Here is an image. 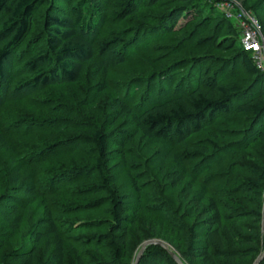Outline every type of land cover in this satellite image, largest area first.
Here are the masks:
<instances>
[{"label":"trees","instance_id":"obj_1","mask_svg":"<svg viewBox=\"0 0 264 264\" xmlns=\"http://www.w3.org/2000/svg\"><path fill=\"white\" fill-rule=\"evenodd\" d=\"M46 1L50 2L0 0V83L8 59L27 36L34 15ZM209 1L216 3L219 0ZM214 3L212 8H215ZM195 4V0H70L66 10H53L51 7L44 14V44L24 59L17 71L9 69L13 77H18L13 85L16 88L14 90H40L77 82L85 63H89L93 71L100 72L104 79L112 62L104 57L99 61L94 59L89 34L96 33L109 20H116L118 23L127 22V19L143 21L148 20V12H144L145 10L155 14L164 11V15H158L161 17L155 29H159L162 40L166 41L179 33L174 31L179 18L187 14ZM243 8L253 15L256 12L255 18L263 16L262 21L258 18L256 20L264 37V0ZM216 13L220 21L215 23L211 34L210 31L207 32L210 22L205 28L201 24L205 20L196 26L190 23L192 29L187 33L188 40H195L197 45H206L215 50H236V60L239 61L243 74L252 79L250 85L226 84L220 76L226 68H221L220 73L211 72L202 74L203 76H200L197 69V74L184 78L181 83L175 82L176 85L151 90L146 103L113 97L107 102V107L114 119H126L129 123V131L114 139L119 146L120 161H125V142L133 140L137 135L145 142L160 145L149 162L162 176L165 184L177 191L179 204L176 214L180 219L162 218L159 227H152L151 233L142 238L147 240L158 237L163 242L170 243L182 264H253L264 249L263 234L259 227L253 224L248 227L242 225V222L246 218L257 222L259 217L261 219L262 212L251 209L242 213L239 208L236 209L238 212L225 215L219 202L211 194L216 193L215 189H209V186L220 174L232 175L236 171L231 167L232 164H224L226 153L247 149L250 144L258 141L264 142V72L256 67L251 53L240 42L237 44L231 40L227 43L219 39L223 36V31L233 33L235 27L222 14ZM197 18V15L192 16V20ZM134 25L142 29V25H137L136 22ZM112 41L125 43V48L130 43L118 38L111 41L104 39L99 43L98 54L103 55ZM182 47L185 48V44ZM179 48L174 46L171 50L174 53ZM123 59L121 57L118 61H124ZM231 111L233 116L252 120L251 127L243 133H231V138H236L237 141L230 146L221 147L220 140L227 138L230 131L218 127L209 129L208 124L215 122L219 114ZM13 116L16 117L14 114ZM233 116L231 117L234 118ZM224 118L227 122L232 121L229 117ZM4 125L0 124V150L8 148ZM203 133L206 134L205 137H201ZM85 140L94 146L97 155L95 168L100 176V183L94 186V191L104 193L110 204L106 219L108 227L99 235L100 240L107 244V252L103 248H95L101 255L108 253L109 260L104 264H132L135 256L131 258L129 246L131 231L135 230L140 234L135 218L141 212L139 202L142 187L129 172L130 189L138 207L132 209L128 216H123L120 198L104 174L108 153L107 135L99 128H94ZM174 147L179 149L175 150ZM168 160L171 163L166 168L164 165ZM190 160L198 162L190 168L187 163ZM246 173L248 177L243 185L240 183L230 189L218 191L246 202L249 199L245 192H250L256 200L261 199L264 192V163L250 164ZM21 176L20 167L12 166L6 178V185L12 192H8L10 195L0 193V215L9 222L12 230H18L21 222L17 202L24 195L37 194L34 187L20 181ZM92 206L86 205L85 211L94 210L95 207ZM35 224V227L29 229L26 245L0 252L1 264H91L81 250L83 246H89L88 243L70 240L68 236L71 229L56 221L50 210L45 209ZM41 241L44 244L40 249ZM2 247L3 243L0 241V250ZM169 251L158 244L147 245L138 264H178ZM259 264H264V257Z\"/></svg>","mask_w":264,"mask_h":264},{"label":"rangeland","instance_id":"obj_2","mask_svg":"<svg viewBox=\"0 0 264 264\" xmlns=\"http://www.w3.org/2000/svg\"><path fill=\"white\" fill-rule=\"evenodd\" d=\"M69 1L50 0L49 3H42L31 21L30 31L4 68V77L0 83V124H5L3 129L8 148L0 150V193L10 195L8 192H12L6 185V178L9 169L17 165L21 169L20 181L34 187L37 194L24 195L17 202L21 215L18 230H12L9 222L0 215V241L3 243L0 252L26 245L29 229L36 226L37 219L48 209L56 221L69 226L70 240L88 243L89 246L81 248L88 263L104 264L109 260L108 253L101 255L95 248L97 246L107 252V244L100 240L99 235L108 227L106 219L110 204L104 193L94 191V186L100 183V176L95 168L97 155L94 146L85 140L94 128H99L108 138L104 174L120 198L123 216H128L132 209L138 207L130 189L129 172L142 187L139 202L141 212L135 218L141 235L135 230L131 231V258L136 256L141 245L147 240L162 242L167 249L175 252L170 243H165L158 237L147 240L142 238L143 235L151 233L152 227L158 228L162 218L180 219L176 214L179 204L177 191L165 184L162 176L149 162L160 145L145 142L137 135L133 140L125 142V161H120L119 146L114 139L129 131V123L126 119H114L107 102L113 97H125L133 99L135 103H146L151 90L157 91L159 87L181 83L184 78L188 79L194 75L197 69L201 76L211 72L220 73L221 68H226L220 75L226 84L246 86L251 84L252 79L243 74L239 61L236 60V50H215L206 45H197L195 40H188L187 33L192 29L190 23L196 26L205 20L201 23L205 28L210 22L211 26L207 32L210 31L211 34L215 23L220 21V17L216 16L218 10L214 2L215 8H212L213 3L209 0H195V6L179 18L174 28V31L179 33L175 34L173 39L170 37L163 41L159 29H155L161 17L158 15H164V11L155 14L145 10L144 12H148V20L143 21L127 19V22L118 23L116 20H109V23H105L96 33L89 34L94 59L99 61L104 57L112 62L104 79L100 72L93 71L91 65L85 63L77 82L40 90L26 88L15 91L13 85L18 77H13L9 69L13 70L12 72L17 71L24 59L44 44L43 23L47 10L51 7L53 10H66ZM235 2L241 7H247L258 4L259 0ZM193 15L198 18L192 20ZM256 18L263 20V16ZM135 22L142 25V29H138L134 25ZM222 33L223 36L219 38L221 41L228 43L233 40L237 44L240 42L236 27L233 33ZM113 38L130 43L125 48V43L112 41V45L103 55L98 54L99 43L104 39L111 41ZM183 44L185 48L182 47ZM174 46L180 47L178 52L173 53L171 47ZM121 57L124 61L120 62L118 59ZM231 116L232 111L221 113L215 122L208 124L209 129L218 127L230 131L227 138L220 140L221 147L230 146L237 141L236 138H231V133H243L251 127L252 120L249 118ZM224 117H229L232 121L227 122ZM205 136V133L201 135ZM225 159L224 164H232L231 167L236 171L232 175L220 174L209 186V189H215L216 193L211 194L219 202L223 214L238 212L236 209L239 208L240 212L251 209H259L262 212L264 192L259 200L250 192H245L249 199L246 202L240 198L228 197L218 189H230L240 183L243 185L248 177L247 167L252 163H264V142L258 141L250 144L247 149L226 153ZM197 162L198 160H190L187 163L191 168ZM170 163V160L166 161L164 167H169ZM86 205H94L95 209L87 212ZM261 219L259 217L257 222H252L246 218L242 225L249 227L253 224L261 231ZM43 244L41 241L40 249Z\"/></svg>","mask_w":264,"mask_h":264},{"label":"built area","instance_id":"obj_3","mask_svg":"<svg viewBox=\"0 0 264 264\" xmlns=\"http://www.w3.org/2000/svg\"><path fill=\"white\" fill-rule=\"evenodd\" d=\"M215 5L218 12L236 27L242 47L251 53L256 67L264 72V37L254 15L237 5L235 0H219Z\"/></svg>","mask_w":264,"mask_h":264},{"label":"water","instance_id":"obj_4","mask_svg":"<svg viewBox=\"0 0 264 264\" xmlns=\"http://www.w3.org/2000/svg\"><path fill=\"white\" fill-rule=\"evenodd\" d=\"M261 231H262V234H263V238H264V206H263V211H262V219H261ZM150 244H158L160 246H162L163 248L166 249V247L164 246V244L162 242H159V241H156V240H147L145 241L141 247L139 248L136 256H135V259L133 261L132 264H138L140 258H141V255L145 249V247L147 245H150ZM170 255L176 260V262L178 264H182L181 260L179 259V257L174 253V252H171L169 251ZM264 257V250L262 251V253L256 258V260L254 261L253 264H259V262L263 259Z\"/></svg>","mask_w":264,"mask_h":264}]
</instances>
